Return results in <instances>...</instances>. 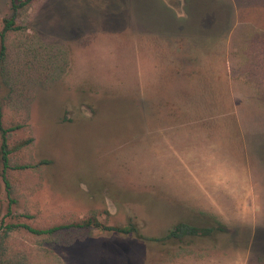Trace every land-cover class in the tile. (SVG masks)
Returning <instances> with one entry per match:
<instances>
[{"label":"rangeland","instance_id":"1","mask_svg":"<svg viewBox=\"0 0 264 264\" xmlns=\"http://www.w3.org/2000/svg\"><path fill=\"white\" fill-rule=\"evenodd\" d=\"M10 16L1 262L264 264V0H0ZM87 218L134 231L3 235ZM178 221L222 229L155 239Z\"/></svg>","mask_w":264,"mask_h":264},{"label":"trees","instance_id":"2","mask_svg":"<svg viewBox=\"0 0 264 264\" xmlns=\"http://www.w3.org/2000/svg\"><path fill=\"white\" fill-rule=\"evenodd\" d=\"M33 0H9V7L12 12V15L14 12H16L18 9L25 8L30 5V3ZM19 27L18 25H15L13 22L12 16L9 18H3L2 19V26L0 29V65L1 62L5 56V45H4V37H5V32L9 30H17ZM19 127V125H13L10 127H3L1 124V107H0V160L2 162V170H1V178L4 184L5 192L6 194L9 193V184L7 179L4 176V170L7 167V154L9 153V149H7V139L6 135L7 132ZM30 141V139H25L23 141H20L17 144V147L22 146L26 142ZM24 167L23 165H15L13 168H22ZM87 227V226H94L97 228H102V229H109V230H114L116 232L120 233H127L130 231H134V229L131 226H114V227H109V226H102L99 222H97L93 218H87V219H82L80 221H74V222H69L66 224H57L53 225L50 227L46 228H36V227H31L25 223H5L3 226V235H6L9 231L15 229L16 227H22L26 231L40 235V234H51L52 232L61 229V228H69V227ZM222 226L217 225L216 227L214 226H196L191 223L187 222H181L178 221L176 222L163 236L159 238H155L156 240H165V239H175L179 240L184 236H209L212 233H215L217 231H221ZM2 236H0V240ZM1 253V252H0ZM0 264H9V263H3L0 261Z\"/></svg>","mask_w":264,"mask_h":264}]
</instances>
